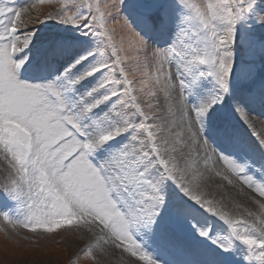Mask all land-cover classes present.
Instances as JSON below:
<instances>
[{"label":"snow or ice","instance_id":"6c2138e0","mask_svg":"<svg viewBox=\"0 0 264 264\" xmlns=\"http://www.w3.org/2000/svg\"><path fill=\"white\" fill-rule=\"evenodd\" d=\"M129 7L0 0V231L76 234L68 264H264V0Z\"/></svg>","mask_w":264,"mask_h":264},{"label":"rangeland","instance_id":"374dc122","mask_svg":"<svg viewBox=\"0 0 264 264\" xmlns=\"http://www.w3.org/2000/svg\"><path fill=\"white\" fill-rule=\"evenodd\" d=\"M27 2H31V0H16L17 4ZM129 3L130 7L122 9V14L133 19L131 7L135 5L136 0H129ZM50 10H52L51 4H37L32 17L33 21L37 15L43 19V16ZM32 26V24L29 25V27ZM112 27H115L118 33L120 32L119 25L113 24ZM36 28L38 36L50 34L56 30L54 21H46L42 25H37ZM236 123V120L233 119V124ZM241 131L247 135L246 130L241 129ZM2 210L7 209L2 208ZM9 233L5 234L0 231V264H68L84 243L77 239L76 234H67L63 230L43 234H33L21 230L17 235L9 229ZM25 237L27 238L25 239ZM79 264H89V262L81 258Z\"/></svg>","mask_w":264,"mask_h":264},{"label":"bare ground","instance_id":"6f19581e","mask_svg":"<svg viewBox=\"0 0 264 264\" xmlns=\"http://www.w3.org/2000/svg\"><path fill=\"white\" fill-rule=\"evenodd\" d=\"M232 191V190H231ZM233 195H234V193H233Z\"/></svg>","mask_w":264,"mask_h":264}]
</instances>
